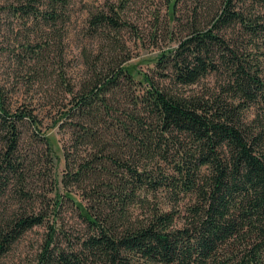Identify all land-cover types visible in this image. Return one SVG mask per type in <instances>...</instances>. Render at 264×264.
<instances>
[{"label": "trees", "instance_id": "trees-1", "mask_svg": "<svg viewBox=\"0 0 264 264\" xmlns=\"http://www.w3.org/2000/svg\"><path fill=\"white\" fill-rule=\"evenodd\" d=\"M214 2L156 58L174 88L128 63L122 3L89 13V34L108 50L79 88L60 79V172L34 108L14 109L0 83V257L46 222L45 207L67 204L79 226H50L31 264H264V0ZM167 3L173 19L177 0ZM68 20L69 0L0 3V32L24 28L7 51L31 82ZM208 74L219 77L211 96L180 90ZM160 191L168 208L150 200Z\"/></svg>", "mask_w": 264, "mask_h": 264}, {"label": "rangeland", "instance_id": "rangeland-1", "mask_svg": "<svg viewBox=\"0 0 264 264\" xmlns=\"http://www.w3.org/2000/svg\"><path fill=\"white\" fill-rule=\"evenodd\" d=\"M13 0H0V3L12 2ZM216 0H177L175 16L170 18L168 13V0H69V20L61 32L50 36L51 48L47 52L49 57L44 73L35 82L27 75L25 69H18L17 63L8 53L14 46L16 35L24 34V28L16 24L13 29L6 25L0 32V46L5 51L0 53V83L5 87L11 98L12 107L34 108L35 114L41 122L40 132L46 133L53 145L58 160L57 172L63 168V145L69 144V131L60 125L62 121L55 124L62 108V102H67L68 96L61 90L60 79L64 76L65 82L79 88L91 78V69L94 62L105 54L107 43L100 37L89 34L88 18L92 11L106 9L109 4L123 5L121 15L130 24L123 29L118 37L124 44L125 56L129 55L128 63L136 66L137 70L146 73L152 80L164 87L174 88L170 79L160 77L155 65L156 58L161 52L175 47L181 35L184 33L182 25L189 22L193 10L203 17L206 7L214 6ZM9 22V21H7ZM181 29V30H180ZM21 35V36H22ZM8 41V42H7ZM104 52V53H103ZM101 66V62H97ZM264 67V59L262 60ZM137 78L141 75L136 74ZM29 76V77H28ZM29 80V81H28ZM219 77L208 74L197 83L181 88L185 94H193L208 97L218 90ZM143 86L138 84L132 89L136 94L142 92ZM131 91V92H132ZM256 110L251 109L247 119L251 120ZM29 132V131H28ZM24 133L25 142L30 141V134ZM37 151L45 154L44 145L37 146ZM49 187L41 189L47 198H52V193L46 192ZM46 190V191H45ZM151 201L161 203L162 208H168L170 202L166 192L160 191L156 198ZM188 198H180V207ZM46 209V222L27 231L11 248V250L0 257V264H31L40 250L50 226L64 231H71L79 226L80 219L73 209L65 204L58 212H52L51 206ZM180 208V210H181ZM183 211V210H182ZM181 211V212H182Z\"/></svg>", "mask_w": 264, "mask_h": 264}]
</instances>
